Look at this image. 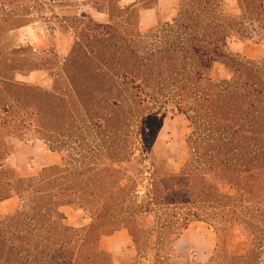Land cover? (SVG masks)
<instances>
[{
    "label": "trees",
    "instance_id": "1",
    "mask_svg": "<svg viewBox=\"0 0 264 264\" xmlns=\"http://www.w3.org/2000/svg\"><path fill=\"white\" fill-rule=\"evenodd\" d=\"M44 1L0 0V204L19 205L0 213V264H264V59L237 49L264 39V0H237L234 10L226 0H178L173 15L158 11L148 29L141 12L157 9L159 0H80L106 20L62 18V32L74 35L64 61L56 49L30 44L5 52L2 39L35 23ZM13 4L24 23L8 24L5 9ZM220 65L226 72L215 76ZM40 72L52 80L50 89L18 81ZM70 105L81 122L66 117ZM169 107L188 132L189 159L176 175L183 199L144 204L115 165L130 161L133 139L145 142V120ZM96 120L113 143L103 154L64 156L44 167L10 163L16 140L34 137L65 154L67 141L51 147V128L80 140L81 126L90 135ZM71 206L91 213L94 223L67 226L62 209ZM199 224L215 236L206 261L196 247L189 257L176 249ZM124 230L136 256L120 260L100 241ZM238 234L246 250L236 253L230 242Z\"/></svg>",
    "mask_w": 264,
    "mask_h": 264
},
{
    "label": "rangeland",
    "instance_id": "2",
    "mask_svg": "<svg viewBox=\"0 0 264 264\" xmlns=\"http://www.w3.org/2000/svg\"><path fill=\"white\" fill-rule=\"evenodd\" d=\"M62 1L45 0L44 2H46L47 6L33 12L32 17L36 20L35 23L23 28L17 34L5 36L2 39L1 48L5 52H10V50H13L20 44L33 45L37 50L43 46L48 50L56 49L60 60L64 61L70 54L74 43V35L62 32L60 28L62 18L67 17L73 20L74 17H78L77 15H83L89 21L94 22L102 21L103 18L98 16L92 8L85 6L83 1ZM131 1L123 0L124 4H128ZM226 1L229 9L237 8V0ZM13 6V8L5 9V14L12 16L11 18H6L8 24L19 25V23H24L25 16L21 19L19 16L21 15L20 10L15 12L17 9H20V4H13ZM55 17L58 18L56 19ZM6 27L9 26L7 25ZM237 49L247 58L253 60L264 59V39L262 38L255 37L244 44H239ZM225 72V67L220 65L214 74L217 76ZM18 81L39 85L47 89L52 87V80L44 72L33 73L29 77L18 76ZM71 106H68L70 109L66 117L79 121L80 118H78L77 114L76 116L72 114L73 108ZM90 125V135H85L84 126H81L84 133L80 136V140H76L75 135L73 136V133H68L67 131L60 138L58 135L52 134L53 129L51 128V135L53 137L51 147L57 149V147H60L59 141H67L63 148L65 154L50 151L43 141L41 142L34 137L28 136L24 139L25 141L16 140L17 153L13 155L10 163L13 166L17 164L26 166L32 161L37 160L41 167H44L59 163L64 156L70 159L83 160L84 158H92L93 156L103 154L113 145L111 139L109 140L107 136H104L106 135L104 132L107 130V127L102 128L97 126V120L96 123L92 122ZM144 129L146 131L145 142L141 144L139 139H133L131 145L129 144L131 147L129 150L133 154L130 161L116 164L115 168L127 174V181L125 183L137 192L138 201L144 204L149 203L153 197L161 201H163V198L174 202L182 201V194L176 192L180 187L176 175L181 165L187 162L190 154V149L185 143L188 134L185 119L173 107H169L161 114L147 118L144 122ZM102 146H105L104 150ZM92 167L96 169L97 166L94 164ZM225 192L231 193L232 190L231 188H226ZM18 207L19 205L16 200L8 201L0 204V213H13ZM115 209H111L110 212L112 213L113 211L115 212L114 216L121 217V209ZM62 211L66 216L65 224L73 229L88 228L94 223L93 215L77 206L65 207ZM149 221L152 223L154 218L150 217ZM129 236L128 231L124 230L123 233L116 234L111 239H105L103 247L111 250L116 259H132L135 257V253H129L131 246L130 243L128 244V240L131 241L132 239H129ZM187 237L190 239L189 242L185 240L182 242V254L185 257H189L188 255L194 247L197 248L203 244L202 249L197 250V248L196 250L199 251L200 259L206 261L214 246V231L199 224L190 231ZM230 244L236 253L246 250V243L239 234L231 240ZM131 245L135 248L134 244Z\"/></svg>",
    "mask_w": 264,
    "mask_h": 264
},
{
    "label": "crops",
    "instance_id": "3",
    "mask_svg": "<svg viewBox=\"0 0 264 264\" xmlns=\"http://www.w3.org/2000/svg\"><path fill=\"white\" fill-rule=\"evenodd\" d=\"M135 2V0H132L130 3H128V4H124V2L122 1V4H123V6H127V5H129V4H132V3H134ZM227 2V1H226ZM177 5H178V0H159V4H158V8L157 9H153V10H143L142 12H141V18H140V25H141V28L142 29H148V28H150V27H152V26H154L155 24H156V17H157V12L158 11H160L161 13H164V14H167V15H173L175 12H176V9H177ZM228 6V5H227ZM232 10H234V9H232ZM98 16H100V17H102L103 19H102V21H105L106 20V17L104 16V15H98ZM27 27V26H26ZM26 27H24V28H26ZM23 29V28H22ZM22 29H20L19 31H18V33L22 30ZM192 230V228H190L187 232H186V234L176 243V249L179 251V252H181L182 253V251H181V247H182V242L185 240L186 242H189V239H188V234L190 233V231ZM124 231H120V232H118V233H116V234H119V233H123ZM116 234H114V235H112V236H109V237H104V238H102L101 239V241H100V247H101V249H103V250H105L106 252H108V253H110V254H112L114 257H115V255H114V253L111 251V250H109L108 248L106 249V248H104L103 247V241L105 240V239H111V238H113V237H115L116 236ZM130 237V236H129ZM129 239H131V237L129 238ZM130 243V246H131V250H130V252L129 253H135V256H136V251H135V248H133L132 247V245L131 244H133V241H132V239H131V241L130 240H128V244ZM213 247H212V250H211V252H210V254H209V257L211 256V254H212V252H213V250H214V248H215V243H214V241H213ZM202 247H203V244L202 245H199L196 249L197 250H200V249H202ZM205 247V246H204ZM196 250V252H197V255H198V257H199V259H200V254H199V251H197ZM209 257H208V259H209ZM116 258V257H115ZM207 259V260H208ZM201 260V259H200ZM201 261H203V260H201Z\"/></svg>",
    "mask_w": 264,
    "mask_h": 264
}]
</instances>
